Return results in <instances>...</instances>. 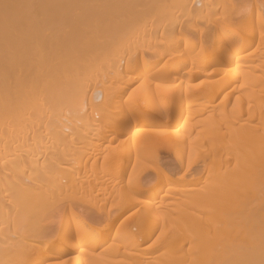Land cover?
Segmentation results:
<instances>
[{"label":"bare ground","instance_id":"bare-ground-1","mask_svg":"<svg viewBox=\"0 0 264 264\" xmlns=\"http://www.w3.org/2000/svg\"><path fill=\"white\" fill-rule=\"evenodd\" d=\"M182 132L212 157L152 201L139 159ZM77 178L126 192L60 198ZM0 264H264V0H0Z\"/></svg>","mask_w":264,"mask_h":264},{"label":"rangeland","instance_id":"rangeland-1","mask_svg":"<svg viewBox=\"0 0 264 264\" xmlns=\"http://www.w3.org/2000/svg\"><path fill=\"white\" fill-rule=\"evenodd\" d=\"M151 13H149L150 15L148 13H147L148 15L145 13L146 16H145V14H140V16L138 18L142 17L141 18L142 20H139L137 18V16H138L137 15L136 19L134 18V20L138 19L136 22L139 25H143L144 27L147 28L148 25H150L153 20L155 21V20L158 19V17H156V14L154 12H153L154 14H151ZM142 15L144 16V18H143ZM133 17H135V14H134ZM133 17H131L132 20H133ZM136 22L135 21L133 22L134 26L132 25V23L129 24V26H131V31L132 32H134V30H136V28H135V25H137ZM127 25H128V23H127ZM132 32H130L129 34L131 35ZM202 78L203 77H200L198 80L196 79L194 84H196L199 81H201ZM202 109H203L202 106L193 107V111H195V110L196 111H200ZM124 136L125 135H120V136H118V138H121V137H124ZM190 138L191 137H189V135L184 133V132L178 133L177 135H175V137L170 138V139H174V142L176 143L175 146L172 149H170V151H167V148H166V145H167L168 142H170V139H167V140H164V141H159L147 153L145 158L139 159V162H141V163L137 164L138 166L147 165V166L153 167V166L159 165L162 168H164L166 170L167 174L170 175L171 178H172L168 182V184L166 183V185L163 186V189H161V191L158 193L159 195L156 196V197H153L151 199L152 201L157 200V198H159V196L161 194H164V192L166 191V187L168 188V186L170 187V186H173L175 184H179V182H177V178H179V176L182 175L183 168L185 166H190V168H191L190 169V173L187 174V177L188 176H190V177H194L195 176L194 178H197V176L199 174L204 172V170H205L204 161L206 159H208L210 156L212 157V153L208 149L209 153L206 154L207 153V152H205V149L207 151L206 146L195 145L196 143L193 144V142H189L191 140ZM224 140L228 141V139L226 137H225ZM104 144L108 145L109 143L106 141V143H104ZM114 144L115 143H113L112 145H114ZM84 150L86 152H91L92 154H95V152H93L89 147H84ZM76 154L77 153H76V151L74 149L73 150V155H76ZM86 156L87 155L79 156V160L81 161V163H83V161H85ZM99 159H97L96 161H94L92 163L94 170L98 169V166H99V163H100ZM128 168L130 169V167H128ZM79 178H81V177H79ZM79 178L74 179L73 181H67L68 186L66 187L64 192L61 194V197L60 196L59 197L60 198H62V197L65 198L66 201H70V200L72 201L73 199H75L74 202H76V200L80 201L81 197H82V198H84V200L83 199L82 200L85 201V202H88L89 204L92 203L94 201V199H95V203L99 204L98 200L102 196L109 195L110 198H108V201L105 204V205H107L111 198L115 199L120 194H124L126 192L125 188H123L120 191L117 190L116 187L114 186V184L112 182H110V181H107V182L105 181L103 183L94 184L92 182H89V181L86 182L84 179H79ZM161 178H162V176H160L158 178V180H160ZM156 181H157V179L153 183L156 184L155 183ZM150 182L152 183V181H149L148 184L150 186H153V183L151 185ZM175 182H177V183H175ZM149 189H146L145 191H147V193H148ZM48 192H50V191H47V193L44 192V194H42L40 196V198L38 200V202H39L38 205H36V207L34 206L35 208L34 207L33 208L35 210L33 209L31 211V213H32V215L34 217L33 220H32V223H31L32 225H33V223H40V222H43L45 219L47 220V218H49V215H47L48 213L45 211V207H47L50 204H52L51 202H54V200L57 197L55 199H53V196L55 194L52 196V195H50L51 192H50V194ZM133 196L139 197V198H141V200H145L146 198H148V196L145 195L143 193V191L133 192ZM78 198H80V199H78ZM52 199H53V201H52ZM186 200H187V196L183 195L181 197V201L183 202V201H186ZM174 201H176V199L173 196L172 197L171 196L165 197L164 198V207L163 208L164 209L166 208L167 210H170V209L174 208L175 207V205L173 204ZM93 204H94V202H93ZM144 205L145 204L143 202H141L139 204H135L131 208H129L128 210L123 212L119 217H117L115 219L114 223H113L112 232L113 233H115V232L116 233H120L121 225H122V228L124 227L122 223L128 217L130 218V217L135 216V215H140V213L144 210ZM209 214H208V216H209ZM205 215H204V217H206ZM150 241L151 240H149L148 242H150Z\"/></svg>","mask_w":264,"mask_h":264}]
</instances>
